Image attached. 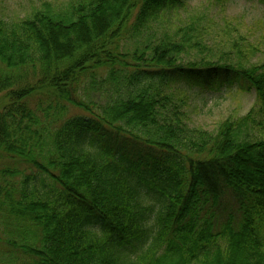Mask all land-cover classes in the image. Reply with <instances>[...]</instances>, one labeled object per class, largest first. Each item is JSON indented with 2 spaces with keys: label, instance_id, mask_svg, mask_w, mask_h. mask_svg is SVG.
I'll use <instances>...</instances> for the list:
<instances>
[{
  "label": "trees",
  "instance_id": "1",
  "mask_svg": "<svg viewBox=\"0 0 264 264\" xmlns=\"http://www.w3.org/2000/svg\"><path fill=\"white\" fill-rule=\"evenodd\" d=\"M184 5L82 0L18 22L0 17L8 263L264 264V60L183 61L188 44L212 51L198 20L182 37L129 44ZM242 39L253 52L239 31L233 51ZM182 79L235 83L256 103L208 131L189 123L171 89Z\"/></svg>",
  "mask_w": 264,
  "mask_h": 264
},
{
  "label": "rangeland",
  "instance_id": "2",
  "mask_svg": "<svg viewBox=\"0 0 264 264\" xmlns=\"http://www.w3.org/2000/svg\"><path fill=\"white\" fill-rule=\"evenodd\" d=\"M80 1L82 0H0V17L9 22H18L31 17L40 9L52 8L55 11H62ZM190 20H198L206 26L211 32L212 41L209 42L214 45H211L212 51L207 52L208 49L204 47L198 49L194 43L189 46L186 42L187 50L180 54L183 61L198 62L200 59L208 62L241 61L240 55L243 53L249 55L245 58L249 64L264 60L263 0H227L223 4L216 0H185L184 7L177 11L170 10L167 14L152 20L144 32L130 38L129 44L133 45L139 39L142 40L141 42L150 41L157 35L163 37L164 33L173 36L176 32L182 37V29ZM238 31L241 37L246 38V42L252 43L255 48L253 52L245 51L247 48L244 39H242L244 45L240 47L241 54L233 51L235 49L231 40L236 38ZM209 53L212 55L210 56ZM222 87V90H215L185 79L171 83V89H179V96L186 100L184 110L189 117V123L202 126L208 131L215 130L225 118L244 116L256 103L257 97L253 90H242L235 83L230 88ZM2 100L3 97L0 96V102ZM70 112L78 114L79 110L71 109ZM1 249L5 248L0 246ZM7 257L9 255L0 252V264H18V261L8 263L10 260Z\"/></svg>",
  "mask_w": 264,
  "mask_h": 264
}]
</instances>
